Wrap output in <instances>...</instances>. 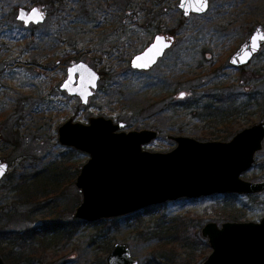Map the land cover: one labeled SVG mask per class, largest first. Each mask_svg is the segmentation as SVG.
Segmentation results:
<instances>
[{
  "label": "rangeland",
  "instance_id": "374dc122",
  "mask_svg": "<svg viewBox=\"0 0 264 264\" xmlns=\"http://www.w3.org/2000/svg\"><path fill=\"white\" fill-rule=\"evenodd\" d=\"M179 5L0 0V159L10 169L0 181V231L77 219L83 198L76 180L90 155L60 143L58 130L71 118L88 124L104 116L125 122L124 131L159 130L144 148L165 153L177 146L170 136L230 141L264 120V47L248 66L229 63L264 25V0H211L205 14L190 16ZM35 6L46 11L45 23L25 26L19 9ZM158 34L174 37L173 47L154 68L133 69V56ZM79 61L101 75L87 105L60 89L68 66ZM12 128L18 148L1 137ZM255 158L242 178L264 181V149ZM263 217L264 193L181 198L118 218L77 219L75 228L23 242L10 263L0 257L5 264H108L123 243L139 264H203L212 252L202 235L207 223Z\"/></svg>",
  "mask_w": 264,
  "mask_h": 264
},
{
  "label": "water",
  "instance_id": "95a60500",
  "mask_svg": "<svg viewBox=\"0 0 264 264\" xmlns=\"http://www.w3.org/2000/svg\"><path fill=\"white\" fill-rule=\"evenodd\" d=\"M179 1L184 15L190 16L205 14L211 0H207L206 7H202V0L200 3ZM33 9L40 10L42 19L20 18L21 12L27 17ZM33 9L20 8L17 19L25 26L45 23V10L36 6ZM158 38L162 43H157ZM173 41V37L164 34L155 36L148 47L133 56L131 67L139 71L154 68L173 46ZM263 46L264 25H258L231 55L229 63L237 68L248 66ZM137 57L143 59L137 60ZM67 70V78L60 89L78 97L83 104H89L99 85V72L84 61L73 62ZM125 126V122L92 116L88 124L71 118L59 128L60 143L90 155L76 180L83 201L76 208L75 219L118 218L181 198L264 193V181L251 182L242 178L244 172L253 167L255 156L264 149V120L242 129L230 141L170 136L177 146L167 153L144 148L160 136L159 130L124 131ZM0 164L7 166L0 176L1 181L10 169L9 163L2 159ZM202 235L208 238L212 248L203 264H264V217L257 222L226 221L221 226L209 222ZM107 261L108 264H139L129 246L123 243L114 246ZM0 264H5L1 257Z\"/></svg>",
  "mask_w": 264,
  "mask_h": 264
},
{
  "label": "trees",
  "instance_id": "16d2710c",
  "mask_svg": "<svg viewBox=\"0 0 264 264\" xmlns=\"http://www.w3.org/2000/svg\"><path fill=\"white\" fill-rule=\"evenodd\" d=\"M13 130L14 128H12V132L8 131L6 133H4L2 136L5 137L6 142H10L12 143L14 148H18L19 142L18 139L13 137L12 140L11 136H13ZM9 134L11 136H9ZM3 137V138H4ZM229 197H235L233 195H228ZM29 214V213H28ZM0 218V222H1ZM117 220L114 219L112 220V222H116ZM82 223V221L80 220H71L68 222H60V221H54L51 224L42 226V227H35L33 229H29L24 231L23 233L20 232H8V231H0V255L4 256L5 259L7 260V262H11L13 260L14 257V253L17 252L21 246V244H23V242H26L27 240H32L34 239V237L38 236L39 234H44V233H48V232H55V231H60L65 229L68 225L72 226V227H76L77 224ZM20 254V253H19ZM18 259H20V257H18Z\"/></svg>",
  "mask_w": 264,
  "mask_h": 264
},
{
  "label": "snow or ice",
  "instance_id": "6c2138e0",
  "mask_svg": "<svg viewBox=\"0 0 264 264\" xmlns=\"http://www.w3.org/2000/svg\"><path fill=\"white\" fill-rule=\"evenodd\" d=\"M197 2L200 3L201 0H197ZM206 6H207V0H202V7H206ZM181 7H184V5L182 4ZM20 18L21 19H29V20H31L33 18L42 19V13L40 12L39 9H33L32 13L30 15H27V17H26L25 13L21 12ZM157 43L160 44V43H162V41H160L159 38H158ZM253 43H255V41H253ZM252 51H255V48H253ZM141 59H143V58L142 57H137V60H141ZM137 66L144 67L146 65L138 64ZM6 167H7L6 165L0 164V176H3L4 171L6 170Z\"/></svg>",
  "mask_w": 264,
  "mask_h": 264
},
{
  "label": "flooded vegetation",
  "instance_id": "af4514ba",
  "mask_svg": "<svg viewBox=\"0 0 264 264\" xmlns=\"http://www.w3.org/2000/svg\"><path fill=\"white\" fill-rule=\"evenodd\" d=\"M42 10V9H41ZM44 11V10H43ZM46 12V11H45ZM159 35V34H158ZM161 35V34H160ZM157 36V35H156ZM167 36V35H166ZM155 38V37H154ZM174 38V37H173ZM154 40V39H153ZM174 42V41H173ZM174 45V44H173ZM173 47V46H172ZM264 47V46H263ZM263 49V48H262ZM169 50V49H168ZM167 52V51H166ZM165 52V53H166ZM139 71V70H138ZM100 77H101V75H100ZM99 80H101V79H99Z\"/></svg>",
  "mask_w": 264,
  "mask_h": 264
}]
</instances>
